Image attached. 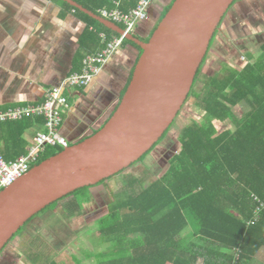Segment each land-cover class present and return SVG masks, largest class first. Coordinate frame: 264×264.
<instances>
[{"label":"trees","instance_id":"trees-1","mask_svg":"<svg viewBox=\"0 0 264 264\" xmlns=\"http://www.w3.org/2000/svg\"><path fill=\"white\" fill-rule=\"evenodd\" d=\"M56 1L67 11L83 15L90 27L113 33L70 3ZM73 1L99 16V10L113 7L115 0ZM139 1H125L122 10L136 8ZM88 36L93 43L86 49L97 53L102 48L99 34L89 31ZM222 69L203 80L196 100L204 119L182 131L180 151L170 157L168 172L142 191L133 189L115 200L108 214L98 220L102 235L113 240V247L101 254L97 264H234L238 255V264H245L264 244L257 241L264 236V45L257 60L241 68L225 65ZM243 103L248 109L239 116L235 108ZM36 124L44 125L43 115L1 122L0 155L15 160L26 153L25 132ZM171 128L134 165L146 160ZM64 149L47 148L39 163ZM188 228L192 231L185 235Z\"/></svg>","mask_w":264,"mask_h":264},{"label":"water","instance_id":"water-1","mask_svg":"<svg viewBox=\"0 0 264 264\" xmlns=\"http://www.w3.org/2000/svg\"><path fill=\"white\" fill-rule=\"evenodd\" d=\"M122 36V27L63 0ZM237 0H174L105 125L36 164L0 191V254L28 221L76 192L140 162L165 137L186 104L220 25ZM128 42L138 44L132 36Z\"/></svg>","mask_w":264,"mask_h":264},{"label":"crops","instance_id":"crops-1","mask_svg":"<svg viewBox=\"0 0 264 264\" xmlns=\"http://www.w3.org/2000/svg\"><path fill=\"white\" fill-rule=\"evenodd\" d=\"M229 15L230 12L216 34V52L222 51L223 56L233 59L223 60L222 67L241 68L262 55L264 17L246 26L244 16L240 18L239 13ZM141 30L140 27L138 36ZM89 31L94 32L83 15L67 11L56 0H0V110L42 103L49 88L81 72L83 61L90 54L86 48L93 43L88 38ZM227 33L228 40L225 39ZM253 39L256 42L250 45ZM230 41L239 47H232ZM138 61L133 58L132 47L125 45L109 59L90 86L72 90L71 107L65 113L60 130L70 145L83 141L105 125ZM222 67L209 66L207 71L211 70V75L222 73ZM45 130L44 125L36 124L25 132L29 141L27 151L33 136ZM262 238L257 241L264 243V236ZM34 259L29 262L35 264ZM245 264H264V244Z\"/></svg>","mask_w":264,"mask_h":264},{"label":"rangeland","instance_id":"rangeland-1","mask_svg":"<svg viewBox=\"0 0 264 264\" xmlns=\"http://www.w3.org/2000/svg\"><path fill=\"white\" fill-rule=\"evenodd\" d=\"M233 13H239L240 18L244 16L242 19L246 26L247 23L252 25V21H259L264 17V0H240L231 9L229 16ZM226 36L225 39L228 40L229 33ZM254 42L256 40L253 39L249 44L253 45ZM229 44L234 48L239 47L235 42L230 41ZM229 49L231 50L230 47ZM231 59V56H223L222 51L218 54L214 43L202 76L192 90L191 98L181 110L166 139L156 150L146 160L130 167L104 185L87 188L65 198L29 221L6 245L0 255V264H32L29 262L32 258H35V264H53L54 261L59 264H97L101 254L108 253L113 247V240L102 235L98 220L108 214L115 200L123 198L133 189L136 192L142 191L168 172L170 157L180 151L182 131L193 121L201 122L204 119V112L197 106L196 100V94L204 87L206 76L203 74L211 75L213 72L207 71L209 66L221 68L223 60ZM247 109L248 105L243 103L235 111L240 116ZM134 180L138 181L133 184ZM189 230L192 231L191 228Z\"/></svg>","mask_w":264,"mask_h":264},{"label":"built area","instance_id":"built-area-1","mask_svg":"<svg viewBox=\"0 0 264 264\" xmlns=\"http://www.w3.org/2000/svg\"><path fill=\"white\" fill-rule=\"evenodd\" d=\"M125 1L127 0H115L113 7L99 10V16L102 19L122 26L124 33L122 36L115 32L108 34L92 27V30L100 36L102 48L97 53L87 55L81 72L74 73L64 83L49 88L45 92V99L42 103L0 110V123L8 120H22L26 116L43 115L46 129L37 132L31 140L27 153L15 160H7L0 155V191L15 183L38 164L47 148L70 146L68 140L60 133L65 113L71 107L70 93L74 89L86 88L95 81L109 59L123 50L127 38L136 36L140 26L149 20L151 9L157 0H140L136 8L123 11L122 6ZM72 12L75 13V10ZM255 220H258V215ZM238 260L239 255L234 264H238Z\"/></svg>","mask_w":264,"mask_h":264},{"label":"flooded vegetation","instance_id":"flooded-vegetation-1","mask_svg":"<svg viewBox=\"0 0 264 264\" xmlns=\"http://www.w3.org/2000/svg\"><path fill=\"white\" fill-rule=\"evenodd\" d=\"M240 0H237L236 3L234 4V6L239 2ZM174 0H157L152 9H151V14H150V18L149 20H147L146 22H144L140 27L142 28V30L140 31V34L138 36V33L136 34V36H134V38H137L138 44H134L132 42L131 43V47H132V51H133V58L134 60H139L142 53H143V48L142 45H145L147 43L150 42L151 38L153 37L154 32L156 31V29L159 26V23L161 22V20L163 19L164 14L167 12L168 8H170L173 4ZM233 6V7H234ZM232 7V8H233ZM231 8V9H232ZM230 9V11H231ZM229 11V12H230ZM225 20V19H224ZM223 23V22H222ZM222 25V24H221ZM220 25V27H221ZM140 29V28H139ZM139 31V30H138ZM118 105V104H117ZM116 108V107H115ZM113 108V110L115 109ZM113 112V111H112ZM111 112V113H112ZM111 113L108 114L107 120L109 119V116L111 115ZM106 120V122H107ZM167 137V136H166ZM166 139V138H165ZM45 155V154H44ZM42 155L41 158L44 156ZM111 180V179H109ZM108 180V181H109ZM107 181V182H108ZM106 182H103L100 185H104ZM98 185V186H100ZM96 186V187H98ZM95 188V187H94ZM73 195L69 196L72 197ZM67 197V198H69ZM45 213V212H44ZM104 217V216H103ZM102 217V218H103ZM101 218V219H102ZM100 220V219H99ZM2 255V253H1Z\"/></svg>","mask_w":264,"mask_h":264}]
</instances>
